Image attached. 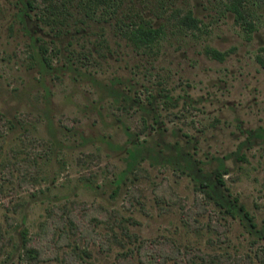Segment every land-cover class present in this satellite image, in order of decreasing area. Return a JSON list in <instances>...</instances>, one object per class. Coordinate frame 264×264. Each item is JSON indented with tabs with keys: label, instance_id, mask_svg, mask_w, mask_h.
I'll return each instance as SVG.
<instances>
[{
	"label": "rangeland",
	"instance_id": "374dc122",
	"mask_svg": "<svg viewBox=\"0 0 264 264\" xmlns=\"http://www.w3.org/2000/svg\"><path fill=\"white\" fill-rule=\"evenodd\" d=\"M120 3L119 15L134 7L162 29L154 45L131 46L113 28L119 16L108 19L110 5L99 11L107 21H87L70 5L80 25L58 34L33 14L23 22L21 0H0L2 229L17 238L6 215L33 236L46 210L66 206L77 224L74 240L96 264L114 260L101 248L112 238L101 222L109 215L125 219L139 242L173 240L221 264H259L253 255L264 240L217 208L197 183L212 180L223 165L227 191L219 193L236 198L264 228V0H243L244 22L227 10V0ZM186 16L196 20L194 28ZM38 38L52 71L35 58ZM70 57L73 70L63 66ZM133 143L143 147L132 169ZM179 155L193 170L178 165ZM48 238L42 242L52 255L43 264H61L65 249L56 259L60 243ZM0 264L23 263L9 244Z\"/></svg>",
	"mask_w": 264,
	"mask_h": 264
},
{
	"label": "trees",
	"instance_id": "16d2710c",
	"mask_svg": "<svg viewBox=\"0 0 264 264\" xmlns=\"http://www.w3.org/2000/svg\"><path fill=\"white\" fill-rule=\"evenodd\" d=\"M227 1H229L227 10L235 16V20L244 22L243 0ZM69 2H72L70 5L73 6L76 3L77 8L74 11L81 13L86 17L87 21H93L97 16L100 18L104 17L99 12L101 10L100 6L101 4L110 5L111 12L107 15L108 19L115 18L117 15L119 16L115 21L116 24L113 25L114 30L116 31L117 29V31L124 33L122 36L134 48H148L154 45L162 36V29L155 27L151 22L145 20V16H142L134 7L131 8L132 11L119 15L121 0L119 2L115 0H69ZM21 5L19 17H21L22 21L25 18H29L30 14H33L41 23L50 26L58 34L61 31H70V28H76L80 25L81 19L73 20V15L70 11L71 6H67L64 0H21ZM100 18L99 20L107 21ZM183 21L189 27L194 28L196 26V20L191 16L184 17ZM86 22H83V24ZM34 43L33 52L36 54L35 58L38 65L41 69L52 71L53 68L50 66L51 59L47 55L48 47L44 46L42 40L39 38L34 39ZM72 62H74L73 58L70 57V60L64 62L63 66L73 70L74 66ZM129 101L130 99L127 102ZM132 146L134 149L127 151V154L132 162L130 167L133 169L137 164L138 157L141 156V147L143 146L140 143H133ZM178 157H182L181 160L183 161V163H178V165L185 163L189 170H193L194 166L186 156L179 155ZM225 174H227V171L221 165L220 170H217L213 174L212 180L205 181L204 183L198 182L197 184L217 208L224 209V213L233 218L238 216L239 220L244 223V226L250 232V235L258 240H264V228L259 229L257 227L254 219L245 211L242 205H239L238 200L231 198L229 194L222 195L219 193L220 190L227 191L223 181ZM125 178V175L118 177L116 186L119 187ZM193 180L196 181L197 178L193 177ZM35 181L30 182V184L24 181L20 186H25L26 188L29 186L33 187ZM65 207L46 210V220L38 226L39 233L34 234L37 237L29 235L26 228H22V225L18 224L10 216L5 215L4 218L8 228L19 229V231H17V238L14 239L11 235L12 233L8 229V231H4L0 223V255L3 254L5 247L10 244L13 252H15V255L18 256L20 262L23 264H43L46 261L48 262L52 255L48 242L47 245L42 242L49 236L50 239L60 243L58 250L53 252L56 259L59 252L65 249L59 261L61 264H96L92 260L89 248L87 246L85 248L79 246L76 240H74L78 235L77 224L74 217L72 218L71 213L65 211ZM109 217L108 221L101 220V222L104 223L112 238L110 237L111 241L108 239L106 243H102L103 246L101 248L102 251L104 249V251H113L115 253L114 260L110 264H221L216 255L205 253L200 248L181 250L173 240H169L170 244L167 246L157 242H139L135 236L129 233L125 219L111 220L114 216L109 215ZM94 222L101 223L97 218H94ZM40 235L41 239L37 240L36 238L40 237ZM77 241L79 242L80 239L78 238ZM45 247H47L46 250L44 249ZM260 252L264 255V250ZM260 252H256L253 256L259 260V264H264ZM253 264L255 263L253 262Z\"/></svg>",
	"mask_w": 264,
	"mask_h": 264
}]
</instances>
